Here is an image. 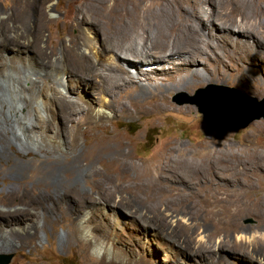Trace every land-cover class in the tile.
<instances>
[{
	"label": "bare ground",
	"instance_id": "1",
	"mask_svg": "<svg viewBox=\"0 0 264 264\" xmlns=\"http://www.w3.org/2000/svg\"><path fill=\"white\" fill-rule=\"evenodd\" d=\"M66 1L74 10L66 33L69 37L68 44L62 39L51 49L49 56L35 54V48L45 43L46 23L57 11L56 7L49 5L46 8L43 4L44 8L41 9L38 8V2L35 4V0H14L7 9L0 7V158L15 161L13 174L16 176H23L29 171L41 173V177L46 179L41 185L47 184L48 178L71 175L74 169H79V180L90 177L88 182L94 193L83 195L75 190L65 189L61 194L62 200L63 197L69 200L63 201V204L57 201L54 206L58 211L77 215L71 240L79 244L84 239L80 245L87 244L98 254L104 252V257L98 264H116L118 257L109 262L107 259L112 256L113 244L102 250L93 235V232L99 231L108 238H114L116 230L115 214L111 215L112 212L109 213L105 207L98 210L101 202L97 196H103L100 199L105 200L107 195L106 200L113 203L114 192L121 189L132 191L138 205L149 212L157 210L154 202L158 196L162 204L181 205L189 200L194 201L198 205L192 211L195 213L202 210V205H206V210L216 207V213L210 218L218 217L216 219L219 224L215 233L205 240V237L201 238L200 250L196 255L207 254L213 247L223 248L224 244L228 247L232 240H235L236 250L238 245L243 251L246 245L254 244L255 240L251 238L248 240L241 236L239 240L240 233L244 230L241 219L246 215L256 214L264 223V198L251 204L247 200L243 202V198L246 193L257 190L258 185L264 183V153L255 152L249 157L229 155L227 148L231 145L222 126L221 132L224 134L206 141L201 151H190L185 143L170 141L171 144H166L154 167L139 171L134 180L122 182L125 185L112 186L113 175L103 174L97 168L80 170L78 163L81 156L77 155L75 159L71 157L76 153L81 139L90 133L94 121L110 118L113 113L133 114L132 108L142 115L151 110L163 111L165 106L161 102L171 91L193 92L210 83H237L248 92L262 94L264 75L261 76V71L260 74L257 71L250 72L244 65L250 61L257 62L259 58L264 59L261 55L264 53V37L258 35V28H264V0H156L157 5H146L148 8L143 14L140 10L144 6L140 0ZM130 4L133 5L132 11ZM206 5H210L212 9L207 11ZM34 9L39 16L32 23L31 11ZM100 9L108 28L104 31L105 35L98 33L99 39L90 35L91 39H96L93 50L83 27L98 30L95 25L102 22ZM205 21L214 27L212 35L207 36ZM230 21L232 26L228 24ZM218 26L232 36L230 43L227 42L228 46H224L239 54L236 61L239 69L236 74L229 73V64L219 56V39L222 36L215 31ZM99 28H102L101 25ZM75 29L78 31L77 35L73 34ZM84 38L86 43L82 44L81 39ZM251 39L255 41V45L251 43ZM99 44L101 50L97 51L95 49ZM11 45L21 50L22 54H7L4 50ZM33 49L34 54L31 52ZM45 49L48 50V47ZM223 49L226 53L227 49ZM205 56L213 57L225 69L216 67L212 71L201 60ZM69 58L77 63L68 62ZM164 63L171 65L169 68H161L169 69V72H165L166 78L162 84L152 86L151 82H155L159 74L162 75L158 68ZM135 72L151 85L137 83ZM172 73L176 76H171ZM40 76L52 78L56 85L40 81ZM69 78L78 83L76 96H68L66 93ZM98 83L102 84L99 86ZM95 91L103 95L100 103L92 98L91 94ZM153 92H161L162 99L147 104L146 98ZM130 94L132 98L128 101L125 95ZM192 110L191 107L184 108L186 112ZM84 124L89 126L83 132ZM259 128L264 130V123ZM114 138L110 135L106 140L96 139L91 145L92 153L115 151ZM41 150L71 156L69 162L63 164L58 158L43 160L38 157L36 153ZM30 162H34L36 167H32ZM134 167L124 163L122 172L126 173ZM4 201L5 210L2 206L3 211H0L3 221H0V254L24 248L31 236H36L41 231L39 222H31L39 214L37 206L41 204L40 198L28 197L25 192L21 196L12 194L4 198ZM16 204L23 205V208L13 209ZM221 207L225 209L223 213ZM127 215L135 217L131 211ZM177 217H171V224L163 218L156 217L155 220L161 226L170 228L177 222L176 228L174 227L177 231L182 225L179 224L182 218ZM11 220H17L20 224L16 225L15 221L10 224ZM134 220L138 221L137 218ZM230 234L236 236L231 239ZM218 235L222 238L216 243ZM174 247L175 244L166 246L170 250H174ZM234 254L239 256L238 252ZM242 255L240 257L245 262L255 258V264H264V251L255 249L251 254L243 251ZM215 262L222 263L221 260Z\"/></svg>",
	"mask_w": 264,
	"mask_h": 264
},
{
	"label": "rangeland",
	"instance_id": "2",
	"mask_svg": "<svg viewBox=\"0 0 264 264\" xmlns=\"http://www.w3.org/2000/svg\"><path fill=\"white\" fill-rule=\"evenodd\" d=\"M13 1L14 0H0V7L8 8L10 4H13ZM140 1L141 5L144 6H141V14L145 13V10L148 7H152L155 4L157 5L156 0ZM222 1L227 2V0H218V2ZM36 2H38V8L43 9L44 7L47 8V6L51 5L57 9V11L49 18L48 22L46 23L44 31L45 45L43 44L40 47L39 44L37 49L35 48V54L49 56L50 52H52L51 49L60 43L62 39H64L66 43L68 42L69 37L66 35V33L68 30V25L72 21L74 10L66 0H41V2L40 0H35V4ZM206 6L207 11L212 9L210 5ZM132 7L133 5L130 4L129 8L131 11ZM156 7L158 8V6ZM101 12L102 10L100 9V22L102 21L100 25L103 30L102 28H99L100 25L98 24L95 25L98 30H90L86 26L83 27L85 30V37L89 39L91 49L93 47V50L94 46H96V39L94 41L90 38V35H93V37L99 39L98 33L105 35L104 31L108 28V25L104 24L105 20L103 21V13ZM38 16L39 13L36 9L31 11L32 23L35 22ZM238 20L240 19L238 18ZM228 24L231 26L233 25L231 21ZM205 26L207 27V36L208 34L212 35V33H214V27L207 21H205ZM215 31L219 32V35L222 36L219 39L221 46V50L218 51L219 56H221L227 62V64H229V73L236 74L239 69V65L236 63L239 58V54L234 49L224 46L225 44H228V41L230 43L232 36L223 30L221 26H218ZM73 34L77 35L78 31L75 29ZM258 35L261 38L262 36L264 37V28H258ZM82 37H84V35ZM81 40L83 41L81 42L82 44L84 42L86 43V38ZM208 40L210 41V39ZM251 43L255 45V41L252 39ZM45 47H48V50H46ZM223 48L227 49L226 53ZM95 50H101L100 44ZM4 51H6L7 54H22L21 50L14 48L12 45L9 48H6ZM31 52L34 54V49L31 50ZM121 54L124 55V53ZM223 54L225 55L223 56ZM261 55L262 58H264V53ZM72 59L73 58H69L67 60H69L68 62H72L74 64L77 63V61L74 62ZM201 60L205 61V66L211 68L212 71H214L216 67H219L220 70L225 69L223 66L217 64L213 57L208 58L205 56L202 57ZM46 62H49V60ZM259 64H261V67H258ZM170 66L171 65L169 63H164L160 65L159 68H156H169ZM244 66L250 72L257 71L260 74L261 71V76L264 75V59L259 58V61L257 62H247ZM148 68L150 67H146V69ZM137 72L134 73L137 83L144 85L152 84V86H155L162 84L163 79L166 78L165 74L169 72V69H161L159 72L162 73V75L159 74V76L156 78V81L151 82V84L142 77H139ZM171 76L174 77L176 74L172 73ZM39 80L44 81L45 83L56 85V81L54 82L52 78L40 76ZM71 80L72 78H69L68 84L66 86V93L68 96H76L77 93H75V89L78 83ZM101 84L102 83H98L99 86ZM210 84L223 85L216 83ZM210 84L203 85L193 92L171 91L170 93H167L165 95L166 99H163L161 102L162 105L165 106L163 111L151 110L148 111V113L142 115L141 113H136L135 109L132 108L133 114L116 115L113 113L110 118L94 121L92 124L93 126L90 128V133L81 139L80 145L71 159H75L77 155L81 156V160L78 163V165L81 166L80 170L86 169L87 171H90L91 169L97 168L101 170L103 174H112L114 177L112 186H115L118 184L125 185V183L122 182L126 180H134L137 178L139 171H142L143 169L145 170L150 166L154 167L157 164L161 154L164 152L165 147L168 144H171L170 141L185 143L190 151H201L206 141H212L215 136L224 134L221 132L220 126L225 129V135L229 138V144L231 145L227 148L229 155L240 154L249 157L255 152L264 153V130L259 128L260 124L264 123V117L252 121L245 128H236L234 126L225 124L218 118L205 121L196 104L185 103L184 105H179L173 99L174 96L181 93H184L190 97H195V93L198 89L205 88ZM70 85L72 87H70ZM223 86L236 89L242 96H249L258 100H262L264 98V91L262 94L248 92L237 83H230ZM91 95H93V100L98 101L99 103L103 100V95L98 91H95V93L93 92ZM115 95L117 96L118 93ZM125 97H127L128 101L132 98L131 94L125 95ZM160 99H162L161 92H153L151 95L149 94L147 96L146 103L152 104L157 100L159 101ZM185 107H191L193 110L186 112L184 111ZM57 123H60V119L57 121ZM88 126V124H84L82 131L84 132ZM110 135L115 137L113 139V143L116 146L115 151L99 154L92 153V143L96 139L100 138L106 140ZM216 140H218V137ZM118 150H121V152H118ZM13 151L17 152V149L13 148ZM36 155L43 160L44 158H58L63 164L69 162L68 160L71 156L67 154H52L42 150L38 151ZM30 163L32 164V167H36L34 162ZM124 163L132 164L135 167L128 172L123 173L122 170ZM14 165V160L9 161L7 159L0 158V211H3L1 208L5 203L4 198H7L12 194H18L21 196L26 192L28 197L40 198L41 204L37 206L39 214L33 217L31 222H39L41 231L36 236L32 235L24 248L0 255L5 257L11 256V260L8 264H98L103 259L104 252L98 254L96 251H94V249H90L87 244L84 245H86L88 248H86V246L80 245L84 239H82L83 241L79 242V244L77 241L73 242L71 240V234L75 229V219L77 215L68 214L66 211H58L54 206V203L56 204L57 201L63 204V201L65 202L69 200L65 197H63L64 199L62 200L61 194L65 189H72L83 195L94 193L93 187L89 184L90 182H88L90 177L86 178L85 180H79L77 178V171L79 169H74L71 175L63 174L57 179L48 178V185H41L42 181L46 182V179L41 177V173L29 171L23 176H16L13 174ZM75 165L77 164L75 163ZM190 182L187 183L189 184ZM259 185L257 190L246 193V196L244 195L243 202H246L247 200V202L251 204L264 198V183ZM114 193L115 202L113 203L109 202V200H106L108 198L107 195L105 200L100 199L103 196H97L101 202V206L97 207L98 210H102V208L105 207L109 213L112 212L111 215L115 214L114 222L116 223V230L114 231V238L106 237V234L104 235L103 232H93V235L98 240V247L102 248V250L108 245L113 244L114 250L112 252V256L107 259L109 262L113 261L114 257H118L116 264H214L216 263V260L222 261V263L220 262L216 264H255V258L254 260H247V262H245V260L243 261V251L250 254L255 251V249L264 251V223L261 221L262 219L260 216L256 214H249L241 219V226L244 228V230L239 236V240L241 239V236L244 239L249 240V238H251L252 240H255L254 244L246 245L243 251L241 246L238 245V250H236L237 245L235 240H232L231 243L228 244L230 247H227V244H224L223 248L213 247L212 251L200 256L196 255V253L200 250V244L202 242L201 238L205 237V240L207 236L215 233L217 224H219L216 219L218 217L214 216L213 218H210L213 213H216V207H213L212 210H206V205H202V210L198 213H195L192 211H194V208H197L198 205L194 201L189 200L187 203L181 205L162 204L160 202V197L158 196L157 200L154 202V204L157 206V210L154 212H149L146 208H142V206L138 205L136 202V196L132 191L127 190L126 192L124 189H121ZM96 195L97 194H95V198ZM22 208L23 205L16 204L13 209ZM128 211H131L133 214H135L134 218L138 219L137 222L133 217L127 215ZM224 211L225 209L221 207V213ZM172 216H178L182 218V221L179 220V224L182 225L179 227V230L177 229V231L174 230L177 222L174 224L173 228H170V226H161V224L155 220L156 217L159 219L163 218L171 224ZM1 218L0 221L3 222ZM100 218L102 219V217ZM183 220L187 222L184 223ZM13 221H15L16 225L20 224V222L17 220H11L9 223L11 224ZM148 225L149 227H147ZM230 235L231 239H233L232 237L236 236L235 234ZM220 238H222V236H216L215 242H219ZM172 244H175V247L173 248L174 250L166 248V246L168 247ZM94 246H96V244ZM208 247L211 248L210 246ZM234 252H238L239 256L234 254Z\"/></svg>",
	"mask_w": 264,
	"mask_h": 264
},
{
	"label": "water",
	"instance_id": "3",
	"mask_svg": "<svg viewBox=\"0 0 264 264\" xmlns=\"http://www.w3.org/2000/svg\"><path fill=\"white\" fill-rule=\"evenodd\" d=\"M195 94V97H190L181 93L173 99L179 105L196 104L205 121L218 118L236 128H245L252 121L264 117V98L258 100L242 96L234 88L215 84L200 88ZM10 260L11 256L0 255V264H8Z\"/></svg>",
	"mask_w": 264,
	"mask_h": 264
}]
</instances>
